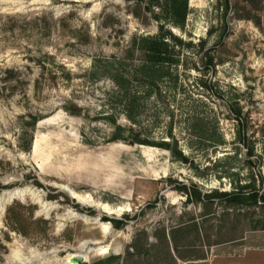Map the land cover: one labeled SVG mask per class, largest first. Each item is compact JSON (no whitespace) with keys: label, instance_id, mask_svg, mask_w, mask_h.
I'll list each match as a JSON object with an SVG mask.
<instances>
[{"label":"rangeland","instance_id":"obj_1","mask_svg":"<svg viewBox=\"0 0 264 264\" xmlns=\"http://www.w3.org/2000/svg\"><path fill=\"white\" fill-rule=\"evenodd\" d=\"M229 2L0 0V264H264V202L219 196H264V0Z\"/></svg>","mask_w":264,"mask_h":264},{"label":"trees","instance_id":"obj_2","mask_svg":"<svg viewBox=\"0 0 264 264\" xmlns=\"http://www.w3.org/2000/svg\"><path fill=\"white\" fill-rule=\"evenodd\" d=\"M188 0H165V15L164 19L171 25L182 29L186 22ZM219 7L223 11L224 23H223V34L225 33V19L230 8L229 0H219ZM221 39V38H220ZM139 49L144 52L146 63H144L143 68H154L156 66H172L177 65L179 60L178 56L174 52L175 47H182L186 45L183 40L175 35L165 27L161 25L159 32L155 36H146L137 38ZM212 60L210 64H212ZM148 65V66H147ZM164 147L169 149L168 145L165 144ZM29 150V147L25 148ZM173 155L179 159H183L180 153L173 151ZM185 159V158H184ZM194 187L188 188L183 186V192L190 195L193 193V198L196 201L202 199L201 193L195 191ZM251 188L250 184L239 185L238 190L233 191L228 194H220L219 196H228V200L232 203L239 204H255L258 201L264 202V196H259L252 192V189L247 191L246 189ZM192 190V191H189ZM240 190V191H239ZM210 196L206 195L203 199H209Z\"/></svg>","mask_w":264,"mask_h":264},{"label":"bare ground","instance_id":"obj_3","mask_svg":"<svg viewBox=\"0 0 264 264\" xmlns=\"http://www.w3.org/2000/svg\"><path fill=\"white\" fill-rule=\"evenodd\" d=\"M63 190L74 200H76L78 203L83 204L85 202V196L79 195L78 193L74 192L71 189L63 188ZM20 192L18 190L12 191V192H6L3 194V199L9 201L12 198H18L20 197ZM108 226V225H107ZM82 256L85 261V257L83 255H67L63 259H59L55 262V264H75L74 262H71L72 258H76Z\"/></svg>","mask_w":264,"mask_h":264},{"label":"water","instance_id":"obj_4","mask_svg":"<svg viewBox=\"0 0 264 264\" xmlns=\"http://www.w3.org/2000/svg\"><path fill=\"white\" fill-rule=\"evenodd\" d=\"M71 262H74L75 264H81L84 262V258L82 256L72 258Z\"/></svg>","mask_w":264,"mask_h":264}]
</instances>
